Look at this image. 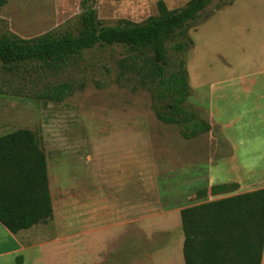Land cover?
Here are the masks:
<instances>
[{"label": "rangeland", "instance_id": "1", "mask_svg": "<svg viewBox=\"0 0 264 264\" xmlns=\"http://www.w3.org/2000/svg\"><path fill=\"white\" fill-rule=\"evenodd\" d=\"M85 1L99 22L113 26L158 15L160 0H4L0 37L75 33ZM163 1L177 9L189 0ZM232 1L213 0L204 14ZM127 56L119 45L96 46L74 67L39 74L0 62V136L20 128L38 134L54 209L51 221L36 226L38 241L28 242L24 264H184L180 210L198 201L202 172L182 170L171 153L191 126L156 117L138 76L121 75ZM64 83L72 90L62 101L40 98ZM259 150L246 156L259 170L241 172L250 187L264 184V145Z\"/></svg>", "mask_w": 264, "mask_h": 264}, {"label": "trees", "instance_id": "2", "mask_svg": "<svg viewBox=\"0 0 264 264\" xmlns=\"http://www.w3.org/2000/svg\"><path fill=\"white\" fill-rule=\"evenodd\" d=\"M213 0H189L169 9L158 2V15L141 23L121 20L103 25L95 10L83 2L80 26L74 32H47L24 39L0 37V62L5 67L29 66L31 72H59L74 67L86 50L119 45L128 56L120 60L121 75L132 72L153 99L156 117L165 124H187L185 138L211 130L196 121L189 103L186 53L193 45L189 29L201 19ZM4 0H0V5ZM172 43L170 53L168 44ZM72 87H48L42 99L62 101ZM236 184L215 185L196 192V198L225 194ZM46 153L38 134L20 128L0 136V222L12 233L46 224L53 219ZM184 264H264V188L234 194L182 208ZM16 264H23L18 256Z\"/></svg>", "mask_w": 264, "mask_h": 264}, {"label": "crops", "instance_id": "3", "mask_svg": "<svg viewBox=\"0 0 264 264\" xmlns=\"http://www.w3.org/2000/svg\"><path fill=\"white\" fill-rule=\"evenodd\" d=\"M189 36L193 40L186 59L189 103L196 121L207 122L211 130L182 137L181 147L173 146L171 155L179 154L182 170L202 172L196 192L237 185L232 192L209 193L192 205L264 188L245 185L247 178L241 174L259 170L246 156L264 145V0H233L214 9L190 29ZM210 171L224 173L219 177ZM36 226L12 233L0 222V264H16L18 256L29 252L28 242L38 241L33 235Z\"/></svg>", "mask_w": 264, "mask_h": 264}, {"label": "bare ground", "instance_id": "4", "mask_svg": "<svg viewBox=\"0 0 264 264\" xmlns=\"http://www.w3.org/2000/svg\"><path fill=\"white\" fill-rule=\"evenodd\" d=\"M263 159V158H262ZM261 162H262V160H261ZM262 163H264V161L262 162ZM260 174V173H259Z\"/></svg>", "mask_w": 264, "mask_h": 264}]
</instances>
